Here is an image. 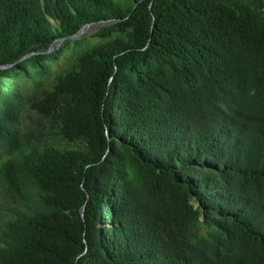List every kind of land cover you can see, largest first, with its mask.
I'll return each mask as SVG.
<instances>
[{
    "label": "trees",
    "instance_id": "1",
    "mask_svg": "<svg viewBox=\"0 0 264 264\" xmlns=\"http://www.w3.org/2000/svg\"><path fill=\"white\" fill-rule=\"evenodd\" d=\"M0 264H264V0H0Z\"/></svg>",
    "mask_w": 264,
    "mask_h": 264
},
{
    "label": "water",
    "instance_id": "2",
    "mask_svg": "<svg viewBox=\"0 0 264 264\" xmlns=\"http://www.w3.org/2000/svg\"><path fill=\"white\" fill-rule=\"evenodd\" d=\"M90 25L87 24L85 25L84 27L81 28L80 31H78L76 34L74 35H71V36H67V37H64V38H60L58 40H56L58 43H61L62 41L66 40V39H78L80 38V36L86 31V29L89 27ZM53 48V45L51 46V49ZM33 53H30L28 55H25L24 57H22L20 60H24L26 58H28L29 56H31ZM82 217L84 218V208H82ZM86 252V250L84 251V253Z\"/></svg>",
    "mask_w": 264,
    "mask_h": 264
},
{
    "label": "rangeland",
    "instance_id": "3",
    "mask_svg": "<svg viewBox=\"0 0 264 264\" xmlns=\"http://www.w3.org/2000/svg\"><path fill=\"white\" fill-rule=\"evenodd\" d=\"M95 31V26L94 25H91V26H89L87 29H86V33L87 34H89V35H91V33L92 32H94ZM85 33V32H84ZM82 36V35H81ZM80 36V37H81ZM57 42V41H56Z\"/></svg>",
    "mask_w": 264,
    "mask_h": 264
}]
</instances>
